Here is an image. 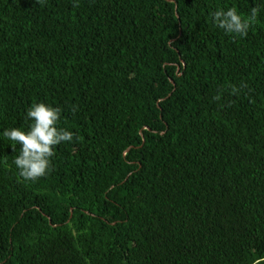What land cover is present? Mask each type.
<instances>
[{"label":"trees","instance_id":"trees-1","mask_svg":"<svg viewBox=\"0 0 264 264\" xmlns=\"http://www.w3.org/2000/svg\"><path fill=\"white\" fill-rule=\"evenodd\" d=\"M36 102L73 141L0 137V264H264V0H0V132Z\"/></svg>","mask_w":264,"mask_h":264},{"label":"clouds","instance_id":"clouds-1","mask_svg":"<svg viewBox=\"0 0 264 264\" xmlns=\"http://www.w3.org/2000/svg\"><path fill=\"white\" fill-rule=\"evenodd\" d=\"M260 11L259 6H254L247 16H242L235 6L220 8L211 13L212 23L225 34L244 38ZM219 98L217 96L214 99ZM61 114L60 107L36 102L25 111V119L30 121L27 130L11 127L0 132V137L19 145V154L13 163L24 181L35 182L48 175L56 146L73 141L74 133L58 126Z\"/></svg>","mask_w":264,"mask_h":264}]
</instances>
